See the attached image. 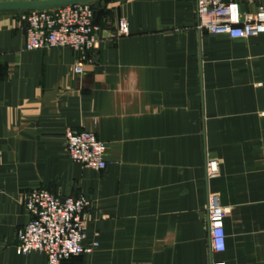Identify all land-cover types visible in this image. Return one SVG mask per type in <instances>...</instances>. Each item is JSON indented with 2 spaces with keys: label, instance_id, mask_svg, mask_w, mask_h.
<instances>
[{
  "label": "crops",
  "instance_id": "1",
  "mask_svg": "<svg viewBox=\"0 0 264 264\" xmlns=\"http://www.w3.org/2000/svg\"><path fill=\"white\" fill-rule=\"evenodd\" d=\"M90 3L79 74L68 48L24 50L21 11H0V264H46L14 250L36 187L88 200L83 242L97 246L61 264H264V33L199 31L194 0ZM260 7L237 0L242 14ZM67 129L104 142L103 169L66 156ZM207 193L226 210L221 252Z\"/></svg>",
  "mask_w": 264,
  "mask_h": 264
},
{
  "label": "built area",
  "instance_id": "2",
  "mask_svg": "<svg viewBox=\"0 0 264 264\" xmlns=\"http://www.w3.org/2000/svg\"><path fill=\"white\" fill-rule=\"evenodd\" d=\"M195 28L209 34H224L230 38H248L264 33V9L239 13L237 0H194ZM93 9L90 2H83L52 9L21 11L25 23L23 49L26 51L49 48H68L76 54L72 72L79 74L96 42V27L92 23ZM127 22L117 20L116 33L126 35ZM66 156L74 162L93 169H103L105 144L89 131L65 130ZM218 173L216 159L206 157V179ZM88 200L83 196H58L43 188H32L23 197L22 206L29 218L16 231L14 250L17 254L41 252L46 264H61L70 257L89 254L96 241L83 242L84 213ZM226 210L218 203L214 193L206 196V219L209 244L213 252L224 249L223 218ZM212 264H223L214 262Z\"/></svg>",
  "mask_w": 264,
  "mask_h": 264
},
{
  "label": "water",
  "instance_id": "3",
  "mask_svg": "<svg viewBox=\"0 0 264 264\" xmlns=\"http://www.w3.org/2000/svg\"><path fill=\"white\" fill-rule=\"evenodd\" d=\"M93 0H0V11H33L52 9Z\"/></svg>",
  "mask_w": 264,
  "mask_h": 264
},
{
  "label": "rangeland",
  "instance_id": "4",
  "mask_svg": "<svg viewBox=\"0 0 264 264\" xmlns=\"http://www.w3.org/2000/svg\"><path fill=\"white\" fill-rule=\"evenodd\" d=\"M90 5H91V3H90Z\"/></svg>",
  "mask_w": 264,
  "mask_h": 264
}]
</instances>
